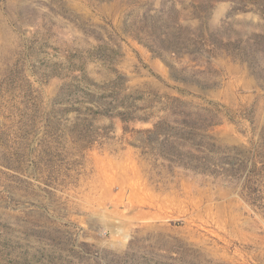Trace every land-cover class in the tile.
Segmentation results:
<instances>
[{
	"label": "rangeland",
	"instance_id": "1",
	"mask_svg": "<svg viewBox=\"0 0 264 264\" xmlns=\"http://www.w3.org/2000/svg\"><path fill=\"white\" fill-rule=\"evenodd\" d=\"M158 121L258 140L264 0H0V264H264V213Z\"/></svg>",
	"mask_w": 264,
	"mask_h": 264
},
{
	"label": "trees",
	"instance_id": "2",
	"mask_svg": "<svg viewBox=\"0 0 264 264\" xmlns=\"http://www.w3.org/2000/svg\"><path fill=\"white\" fill-rule=\"evenodd\" d=\"M91 80L86 75L81 81L86 83ZM126 114H128L126 111H118L116 118H119L122 122H135L136 120H143L142 122L145 123L149 122V119H133ZM173 128L170 122L158 121L153 123V129L149 130L164 136L161 142V150H167L170 154L171 152H178V154L190 155L191 164H195L190 165L194 171L205 175H212L218 172L219 175L234 179L241 184L242 195L245 200L253 208L264 213V126L258 140L251 143L248 151L237 153L234 158H228L225 161L216 160L214 151L202 157L199 154L192 153V150H194L192 147H189L192 150H184L186 147L184 144L169 139L168 135ZM232 159H235L236 162H233ZM198 164L200 165L198 166Z\"/></svg>",
	"mask_w": 264,
	"mask_h": 264
}]
</instances>
